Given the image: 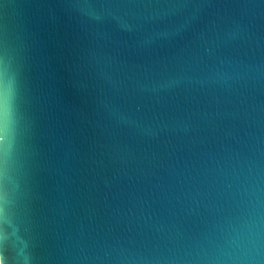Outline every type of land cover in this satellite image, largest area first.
Masks as SVG:
<instances>
[{
    "label": "water",
    "instance_id": "obj_1",
    "mask_svg": "<svg viewBox=\"0 0 264 264\" xmlns=\"http://www.w3.org/2000/svg\"><path fill=\"white\" fill-rule=\"evenodd\" d=\"M0 264H264V0H0Z\"/></svg>",
    "mask_w": 264,
    "mask_h": 264
}]
</instances>
